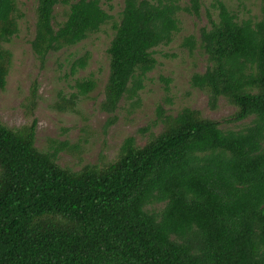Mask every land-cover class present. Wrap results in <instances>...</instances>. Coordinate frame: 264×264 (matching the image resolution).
Masks as SVG:
<instances>
[{"label":"trees","instance_id":"trees-1","mask_svg":"<svg viewBox=\"0 0 264 264\" xmlns=\"http://www.w3.org/2000/svg\"><path fill=\"white\" fill-rule=\"evenodd\" d=\"M226 1L211 0L199 39H184L208 61L191 85L213 109L221 98L236 107L226 123L251 125L223 130L198 110L172 116L159 106L162 130L143 146L128 137L115 161L72 171L58 164L66 146L36 147V120L19 129L0 122V264H264V0L258 21L241 19ZM36 2L30 44L42 63L113 19L99 0ZM58 5L64 20L56 28ZM203 7L204 0H124L107 49V127L123 99L136 104L155 48L180 31L178 15L200 17ZM23 17L17 0H0V90L13 61L4 44ZM88 61L76 60L71 74ZM96 88L92 77L76 79L75 92H61L54 108L77 113ZM37 97L34 81L29 103Z\"/></svg>","mask_w":264,"mask_h":264},{"label":"rangeland","instance_id":"rangeland-1","mask_svg":"<svg viewBox=\"0 0 264 264\" xmlns=\"http://www.w3.org/2000/svg\"><path fill=\"white\" fill-rule=\"evenodd\" d=\"M99 1L112 16V22L74 47L51 52L42 63L30 44L35 35L37 2L17 0L24 17L19 21L18 35L4 44L12 52L13 61L6 87L0 90L2 124L19 129L36 120V147L52 152L53 147L66 146L58 156V164L72 171L115 161L128 137H134L137 145L143 146L150 133L158 134L162 130L157 120L159 106L172 116L184 108L198 110L204 118L219 121L223 130H239L251 125L252 119L226 123L224 120L236 112V107L221 98L213 109L207 93L191 85L192 76L203 73L208 61L199 46L190 51L184 39L193 35L198 40L200 29L208 25L206 9L210 8L211 0H204L200 17L185 12L178 15L180 31L170 44L155 48L156 66L146 75L136 104L123 99L115 113V122L107 127L110 115L100 108L109 75L107 49L115 34L114 23L120 21L124 0ZM187 3L188 0H182V6ZM226 4L241 19L258 21L261 17L260 0H228ZM64 8L63 5L56 7V28L64 20ZM86 55H89L86 68L71 74L74 62ZM87 77L97 81V88L80 101L77 113L56 110L54 105L59 94L74 93L75 80ZM34 81L38 83V97L31 105L29 95Z\"/></svg>","mask_w":264,"mask_h":264}]
</instances>
